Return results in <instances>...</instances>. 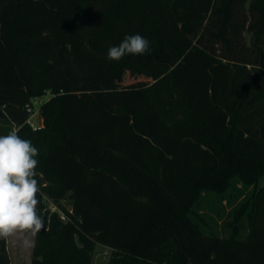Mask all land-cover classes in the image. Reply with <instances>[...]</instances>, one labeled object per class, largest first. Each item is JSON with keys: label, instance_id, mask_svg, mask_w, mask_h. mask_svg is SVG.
Returning a JSON list of instances; mask_svg holds the SVG:
<instances>
[{"label": "trees", "instance_id": "16d2710c", "mask_svg": "<svg viewBox=\"0 0 264 264\" xmlns=\"http://www.w3.org/2000/svg\"><path fill=\"white\" fill-rule=\"evenodd\" d=\"M99 2L80 41L81 0H0V136L39 149L31 264H264V0ZM124 29L149 51L111 61Z\"/></svg>", "mask_w": 264, "mask_h": 264}, {"label": "clouds", "instance_id": "9594fccd", "mask_svg": "<svg viewBox=\"0 0 264 264\" xmlns=\"http://www.w3.org/2000/svg\"><path fill=\"white\" fill-rule=\"evenodd\" d=\"M149 47L142 35H128L118 46L108 49L107 59L119 61L129 54L144 55ZM38 155L39 149L15 129L0 136V237L16 231L35 234L42 228V218L37 214Z\"/></svg>", "mask_w": 264, "mask_h": 264}, {"label": "rangeland", "instance_id": "374dc122", "mask_svg": "<svg viewBox=\"0 0 264 264\" xmlns=\"http://www.w3.org/2000/svg\"><path fill=\"white\" fill-rule=\"evenodd\" d=\"M81 6L83 9V19L78 32V37L80 41H91L95 33L98 31V29H100L102 25L104 10L101 9L99 0H81ZM125 34H126L125 29L120 32L121 39L124 38ZM147 67L148 66L142 69L141 71L142 73H139L138 69L135 70V72L131 75L132 80L133 78H135V80H139V79L145 80L146 79L145 75L147 74V69H148ZM135 74H137L136 77ZM119 78H127V77L124 74L123 75L119 74ZM49 98L50 95H47L41 98V100L34 102L33 111L35 115H37V113L40 114L39 113L40 105L43 102L48 101ZM34 121L35 120H33L32 123H34ZM262 187H264V179H262L260 183L257 185V189H260ZM47 203H48V209H50L51 211H55V210L59 211V206L57 204H54L49 199H47ZM61 205L66 209L71 210L72 206L68 200L61 201ZM225 207H226L225 211L221 212L222 217H219L217 214V212H220L221 206L219 204L217 206V202L215 200L210 198V201H208L204 207L205 209L204 213L209 215L207 219L210 223V227L219 232H222L223 222L228 220L230 217L231 208L227 205ZM43 227L47 231V227L45 226V224H43ZM37 233L38 232L33 234L30 231H16L8 236L10 241L11 255L13 257V264H31ZM111 255H112V251L110 249L103 247L101 245H97L93 255L92 264H108L110 262Z\"/></svg>", "mask_w": 264, "mask_h": 264}, {"label": "crops", "instance_id": "0c3cea01", "mask_svg": "<svg viewBox=\"0 0 264 264\" xmlns=\"http://www.w3.org/2000/svg\"><path fill=\"white\" fill-rule=\"evenodd\" d=\"M34 124L36 125L37 128H40L43 126V119L40 116V114L37 113V115H34L33 118ZM7 248H8V252H9V256H10V260H11V264H13V257L11 255V249H10V241H9V237L7 236Z\"/></svg>", "mask_w": 264, "mask_h": 264}, {"label": "built area", "instance_id": "2783aa9c", "mask_svg": "<svg viewBox=\"0 0 264 264\" xmlns=\"http://www.w3.org/2000/svg\"><path fill=\"white\" fill-rule=\"evenodd\" d=\"M39 100H41V99H37V100H35L34 102H37V101H39ZM35 104H36V103H35ZM28 112L32 113V116H31L30 122H31L32 127H33L34 129H36L37 127L34 125V123H32V122H33V116L35 115L34 112H33V110H32V108L29 107V108H28Z\"/></svg>", "mask_w": 264, "mask_h": 264}, {"label": "water", "instance_id": "95a60500", "mask_svg": "<svg viewBox=\"0 0 264 264\" xmlns=\"http://www.w3.org/2000/svg\"><path fill=\"white\" fill-rule=\"evenodd\" d=\"M45 231H46V230L44 229L43 224H42V228H41L40 232H41V233H44Z\"/></svg>", "mask_w": 264, "mask_h": 264}]
</instances>
